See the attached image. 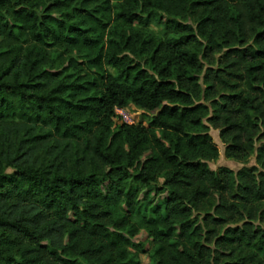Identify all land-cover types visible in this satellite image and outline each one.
Returning a JSON list of instances; mask_svg holds the SVG:
<instances>
[{"label": "trees", "instance_id": "obj_1", "mask_svg": "<svg viewBox=\"0 0 264 264\" xmlns=\"http://www.w3.org/2000/svg\"><path fill=\"white\" fill-rule=\"evenodd\" d=\"M142 254L264 264V0H0V264Z\"/></svg>", "mask_w": 264, "mask_h": 264}, {"label": "rangeland", "instance_id": "obj_2", "mask_svg": "<svg viewBox=\"0 0 264 264\" xmlns=\"http://www.w3.org/2000/svg\"><path fill=\"white\" fill-rule=\"evenodd\" d=\"M151 29H153V31L155 33H161L163 28L158 26L157 24H152ZM111 72H114L113 69L108 68ZM126 112H128V114L131 116V121L134 123H143L146 124L147 123V118L145 116V114L137 109L136 107H134L133 105H129L127 108H125ZM124 110V111H125ZM119 122L121 123V121L119 120ZM214 143L217 145V147L219 148V159L215 162H210L209 166L212 170H217L220 167H227L232 169L233 171L237 172L238 170H240L243 167H250V166H254L256 165V158L255 156H253L252 158H250L247 162H237L231 159H228L225 155V145L222 143L221 139H220V131L216 130V129H211L210 132ZM152 198L154 199L155 205H161L163 204V202L165 201L166 195H160V196H156L155 193H153ZM143 206L145 207V203L143 202ZM136 243H143L145 244L146 248L150 249V240L147 236V234L145 233V231H141L139 233V235L135 238L134 240ZM141 262L142 264H152L148 255L146 254H142L141 255Z\"/></svg>", "mask_w": 264, "mask_h": 264}, {"label": "built area", "instance_id": "obj_3", "mask_svg": "<svg viewBox=\"0 0 264 264\" xmlns=\"http://www.w3.org/2000/svg\"><path fill=\"white\" fill-rule=\"evenodd\" d=\"M125 108H117L116 113L121 117V121L128 124H133L131 116L126 112Z\"/></svg>", "mask_w": 264, "mask_h": 264}]
</instances>
